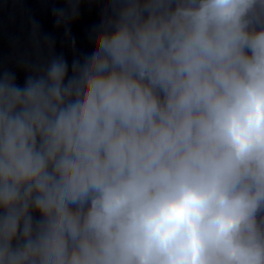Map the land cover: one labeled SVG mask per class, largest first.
Returning a JSON list of instances; mask_svg holds the SVG:
<instances>
[{
	"label": "clouds",
	"instance_id": "9594fccd",
	"mask_svg": "<svg viewBox=\"0 0 264 264\" xmlns=\"http://www.w3.org/2000/svg\"><path fill=\"white\" fill-rule=\"evenodd\" d=\"M104 3L0 69V264H264V0Z\"/></svg>",
	"mask_w": 264,
	"mask_h": 264
}]
</instances>
